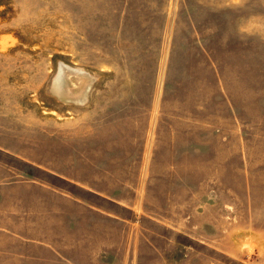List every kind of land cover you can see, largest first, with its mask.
<instances>
[{
	"label": "rangeland",
	"instance_id": "obj_1",
	"mask_svg": "<svg viewBox=\"0 0 264 264\" xmlns=\"http://www.w3.org/2000/svg\"><path fill=\"white\" fill-rule=\"evenodd\" d=\"M0 207V264H264V0H0Z\"/></svg>",
	"mask_w": 264,
	"mask_h": 264
},
{
	"label": "bare ground",
	"instance_id": "obj_2",
	"mask_svg": "<svg viewBox=\"0 0 264 264\" xmlns=\"http://www.w3.org/2000/svg\"><path fill=\"white\" fill-rule=\"evenodd\" d=\"M84 76V75H83ZM81 78V77H80ZM83 78V82H86V76L82 77ZM88 78V77H87ZM81 80V79H80ZM88 80V79H87ZM68 79H66L65 75H64V71H63V67H60L59 69V73L57 75V77L55 78L54 81V88L58 91V93H62L63 95H74L77 92L76 88L71 87V85L69 87H67L68 84ZM69 85V84H68ZM83 85V84H82ZM87 85V84H86ZM84 86V85H83ZM88 86V85H87ZM76 87V86H75ZM54 89V90H55ZM83 89V88H82ZM87 89V88H86ZM84 92H82V96H83ZM79 95V94H78ZM85 95V94H84ZM77 96V95H76ZM74 97V96H73ZM77 98V97H76ZM75 98V99H76Z\"/></svg>",
	"mask_w": 264,
	"mask_h": 264
},
{
	"label": "crops",
	"instance_id": "obj_3",
	"mask_svg": "<svg viewBox=\"0 0 264 264\" xmlns=\"http://www.w3.org/2000/svg\"><path fill=\"white\" fill-rule=\"evenodd\" d=\"M8 198H11V196H6L3 204H6V200ZM6 208L3 209L2 207H0V230L2 231L12 229L13 220L11 218L14 217L15 219H17V216L21 213V211L18 208H14L11 210H8Z\"/></svg>",
	"mask_w": 264,
	"mask_h": 264
}]
</instances>
